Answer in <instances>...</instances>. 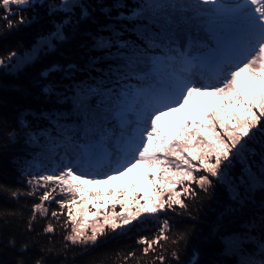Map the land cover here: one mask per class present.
Instances as JSON below:
<instances>
[{
  "label": "snow or ice",
  "instance_id": "6c2138e0",
  "mask_svg": "<svg viewBox=\"0 0 264 264\" xmlns=\"http://www.w3.org/2000/svg\"><path fill=\"white\" fill-rule=\"evenodd\" d=\"M0 21L33 33L0 49V175L27 185L0 193L32 200L0 209V264H74L133 222L156 230L114 264H264V0H0Z\"/></svg>",
  "mask_w": 264,
  "mask_h": 264
},
{
  "label": "trees",
  "instance_id": "16d2710c",
  "mask_svg": "<svg viewBox=\"0 0 264 264\" xmlns=\"http://www.w3.org/2000/svg\"><path fill=\"white\" fill-rule=\"evenodd\" d=\"M4 29L2 27V21H0V32H3ZM33 33L31 32H17L8 36L7 40L0 36V49L3 48L5 44H8L9 47H14L18 43L26 42L32 39ZM16 83H22V81H16ZM0 98H6L9 101L10 106L14 102L13 93L0 91ZM21 104L31 103L28 99H21ZM173 117H169L168 119L162 121L165 126H170V122L173 120ZM8 178L5 179L4 175H0V184H7L12 188H20L23 187L27 189L26 183L21 185L19 181L21 178L19 176L7 174ZM225 197L221 195L220 197H215L214 200L205 201L204 205L200 211V220L202 222L192 221L188 217H176V220L180 221L179 227L191 226L193 223L196 224L197 229H207L211 224V221L218 213L220 208L223 206ZM27 202L29 204V208L31 207L32 200L31 198L28 201H21L20 205H17L15 202H12L5 198V196L0 193V209L5 207L12 209L21 207L23 203ZM163 218V217H161ZM130 231L122 232V230H118V233H112L111 236L108 237L107 242L103 243L99 247H92L87 253H83V255H79L78 253H70L69 261L74 264H114V260L119 256L120 252L127 251L129 246L133 248L136 247L135 241L141 235H151L156 230V225L154 223H149L147 225H140L139 222L134 223L132 226L128 227ZM145 229H151V231H146ZM59 232V227H58Z\"/></svg>",
  "mask_w": 264,
  "mask_h": 264
},
{
  "label": "rangeland",
  "instance_id": "374dc122",
  "mask_svg": "<svg viewBox=\"0 0 264 264\" xmlns=\"http://www.w3.org/2000/svg\"><path fill=\"white\" fill-rule=\"evenodd\" d=\"M140 171L143 172L144 169H141ZM124 183H126V181H116V182L113 183L112 185H109V187H111V188H116V187H119L121 184H124ZM88 218H89V219H93V217H91V216H89ZM134 223H136V222H133V224H134ZM130 226H132V225H129V226H126V227L128 228V227H130ZM117 231H118V230H117Z\"/></svg>",
  "mask_w": 264,
  "mask_h": 264
}]
</instances>
